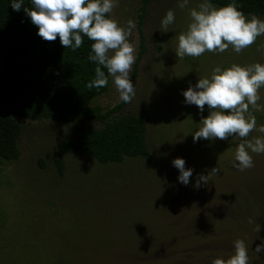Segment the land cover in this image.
<instances>
[{"label":"rangeland","instance_id":"obj_1","mask_svg":"<svg viewBox=\"0 0 264 264\" xmlns=\"http://www.w3.org/2000/svg\"><path fill=\"white\" fill-rule=\"evenodd\" d=\"M180 2L154 0L148 5L142 24L146 51L133 82L135 96L116 112L143 120L146 155L101 164L87 154H66L64 173L58 175V142L76 134L82 123L92 128L102 123L15 116L21 126L20 155L16 160L0 158V264H212L232 256L236 240L249 245L244 223L255 219L236 197L259 199L264 153L249 150L254 166L241 171L235 166L238 137L194 142L210 110L206 105L201 113L185 102L183 92L200 78L210 79L217 66L223 71L234 63L264 64V35L240 53L230 46L223 53L179 59L178 35L187 31L191 9L205 0H189L183 9ZM140 5L141 0H118L109 14L124 27L128 20L135 22L129 42L136 47V58ZM169 10L175 22L162 32ZM255 16L264 20V15ZM259 94L258 104L264 107V87ZM120 101L110 77L107 91L91 104L107 109ZM250 111L257 130L248 139L264 138L258 131L264 111L251 106ZM176 158L193 170L187 185L178 179ZM216 167L219 173L211 174ZM201 174L210 175L209 183L196 188Z\"/></svg>","mask_w":264,"mask_h":264},{"label":"clouds","instance_id":"obj_2","mask_svg":"<svg viewBox=\"0 0 264 264\" xmlns=\"http://www.w3.org/2000/svg\"><path fill=\"white\" fill-rule=\"evenodd\" d=\"M189 0H182L178 6L187 7ZM33 7H23V0H13V10L24 8L31 22L39 29L38 35L45 41L53 42L60 38L62 46L80 48L86 36L94 41L91 45L94 55L89 60L95 61V79L87 84L89 89L106 87L109 77L119 93L120 99L130 103L135 96V89L129 73L136 62V47L129 42V37L136 24L128 20L127 26L109 16L118 6V0H31ZM191 22L187 31L178 35V47L175 52L179 59L185 56L200 57L205 52H225L230 46L240 53L252 46L258 37L264 35V20L252 15L249 19L234 3L215 7L208 0L199 4L198 9L190 11ZM175 22V14L169 10L161 21L162 32H167ZM83 34V35H82ZM73 41L75 42L73 44ZM107 69V74L102 67ZM264 87V64L248 66L232 64L221 71L219 66L213 69L211 78H200L198 83L183 92L185 102L196 105L201 113L205 106L210 110L201 120L202 127L194 133V142L203 139L226 140L229 136L238 137L241 142L235 153V166L241 171L254 166L251 153H264V138L248 139L257 130L256 116L250 111H264L258 104L259 90ZM264 133V126L259 127ZM179 169V181L185 185L193 174L185 167L183 158L173 161ZM218 167L211 174H218ZM210 175L201 174L196 181V188L201 183L208 184ZM249 223H253L249 220ZM261 226L256 225L259 232ZM256 253L264 252V243L255 247ZM212 264H250V257L244 240L235 241V252L227 259L216 258Z\"/></svg>","mask_w":264,"mask_h":264},{"label":"trees","instance_id":"obj_3","mask_svg":"<svg viewBox=\"0 0 264 264\" xmlns=\"http://www.w3.org/2000/svg\"><path fill=\"white\" fill-rule=\"evenodd\" d=\"M152 1L141 0L137 20L139 51L129 77L132 82L146 51L142 24ZM208 1L221 7L234 3L244 13L264 15V0ZM12 3L13 0H0V158L16 160L20 155L21 126L15 116L81 123L93 119L102 123L98 128L82 123L76 134L58 142L55 157L58 175L64 173L63 155L66 154H87L101 164L120 163L126 157L146 155L143 120L133 114L116 115L127 103L121 100L107 109L91 104L109 86L108 83L102 88L87 87L95 79L98 66L89 60V56L94 55L91 48L94 41L84 36L81 47L75 50L62 46L59 37L53 42L45 41L24 11L23 7H33L31 0H23L20 11L13 10ZM101 67L107 74V69ZM259 188L261 194L255 201L250 196L246 201L236 197L241 207L252 210L250 214L255 219L253 223H244L251 238L249 245L246 244L248 250L264 243V177ZM257 224L261 226L259 232L255 231ZM248 254L250 264H264V252Z\"/></svg>","mask_w":264,"mask_h":264}]
</instances>
